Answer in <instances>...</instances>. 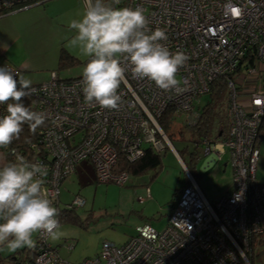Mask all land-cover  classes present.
Segmentation results:
<instances>
[{"label": "built area", "instance_id": "2783aa9c", "mask_svg": "<svg viewBox=\"0 0 264 264\" xmlns=\"http://www.w3.org/2000/svg\"><path fill=\"white\" fill-rule=\"evenodd\" d=\"M42 1L0 0V14ZM119 5L140 7L152 30L166 31L168 39L161 43L188 59L173 90L134 78L129 69L118 89L117 109L85 103L82 76L61 79L52 71L48 80L31 85L33 110L46 115V125L37 132L38 141L19 155L47 166L44 187L57 194V219L61 209L85 203L80 194L63 208L59 201L62 182L80 161L92 163L98 182L124 185L129 174L116 170L119 158L134 161L146 146L158 153L169 146L177 153L160 118L171 109L184 121L196 122L194 103L215 79L225 83L226 136L217 142L203 139L202 150L217 159L227 152L231 190L209 202L183 165L188 183L162 229L144 222L124 243L104 240L95 256L79 262L60 257L47 241L49 235L41 232L31 264H253L264 252V181L256 175L264 120V0H120ZM6 67L18 79L19 70ZM6 107L0 104V116L7 114ZM146 194L150 196L148 188Z\"/></svg>", "mask_w": 264, "mask_h": 264}, {"label": "rangeland", "instance_id": "374dc122", "mask_svg": "<svg viewBox=\"0 0 264 264\" xmlns=\"http://www.w3.org/2000/svg\"><path fill=\"white\" fill-rule=\"evenodd\" d=\"M84 10L83 0H46L0 16V67L17 68L18 78L23 76L30 79L32 84L48 80L52 71L61 79L82 76L89 58L78 48L69 45L70 39L76 35L69 24L74 19L79 20ZM61 50L74 57L75 63L60 67L58 56ZM209 99L208 93L200 95L193 106L195 111H199ZM225 107L224 99L217 101L216 110L219 116L223 114L226 124ZM183 117H174L166 132L177 153L184 147L188 151L194 149L189 142L179 138V130L184 129ZM200 154V159L189 168V172L207 197L219 195L231 180L230 164L223 166L228 162V154L225 151L219 159L215 158L206 167L204 163L209 155H204L201 148ZM159 155L160 166L141 174L130 173L124 185L98 182L90 161L82 160L77 163L75 172L61 184L59 201L62 207L75 194H80L85 203L77 207L75 213L82 224L62 220L59 223L62 235L58 239L47 237L49 244L56 247L57 254L70 262H79L95 256L104 240L115 244L124 243L136 234L135 227L144 222L158 230L162 229L171 202L178 194L175 192L173 195V192L185 183L186 176L177 155L169 146L161 150ZM181 158L186 164L188 157ZM6 163H9L7 151L0 149V166ZM147 188L150 197L140 202L138 198H145ZM36 236L34 234L35 241ZM10 253L13 252L0 246V255ZM262 253L258 252L259 256L255 257L253 264H264Z\"/></svg>", "mask_w": 264, "mask_h": 264}, {"label": "clouds", "instance_id": "9594fccd", "mask_svg": "<svg viewBox=\"0 0 264 264\" xmlns=\"http://www.w3.org/2000/svg\"><path fill=\"white\" fill-rule=\"evenodd\" d=\"M119 4L120 0H85L82 17L69 24L76 32L69 45L89 58L82 72L85 103L104 109L119 107L118 89L129 69L134 78L173 90L180 83L177 73L188 59L183 51L170 52L161 43L168 39L166 31L152 30L140 7L114 6ZM31 84L30 79H17L6 66L0 67V104L7 105V114L0 116V148L19 138L25 123L33 132L45 123L43 112L23 103L34 91ZM47 175L46 165L20 155L0 166V246L10 252L34 248V234L44 232L52 239L62 235L54 206L57 194L44 187Z\"/></svg>", "mask_w": 264, "mask_h": 264}, {"label": "trees", "instance_id": "16d2710c", "mask_svg": "<svg viewBox=\"0 0 264 264\" xmlns=\"http://www.w3.org/2000/svg\"><path fill=\"white\" fill-rule=\"evenodd\" d=\"M42 1L41 3H43ZM11 13V12H4ZM2 15V14H0ZM75 63L74 57L70 56L64 50H61L58 56V64L60 67H67ZM210 96L208 102H206L203 106L199 108V111L194 112L197 113L196 122L188 123L184 122V129L179 130V138L182 141L189 142L194 146L192 151H188L187 147H184L182 150L178 151L180 157H188L186 162V167L189 170L194 164L198 162L200 159V148L202 150L203 139H213V142H217L223 140L226 136V127L225 121L223 119V114L221 116L218 115L216 110L217 101L226 99V89L225 83L222 79H215L212 81L210 85L209 92H207ZM34 99L26 96L23 99V103L26 107H29L33 110ZM34 111V110H33ZM174 115L171 109L167 110L166 113L160 118L159 124L163 131L166 133L170 127V124L174 117L178 116ZM46 125L45 123L38 127L35 132H33L29 125L25 123L23 125V131L20 133L18 139H14L13 142L8 145L6 148L8 161L12 162L15 160V156L19 154H23L30 149V146L33 142L38 141L37 132L39 129H43ZM264 125V120H262L261 127ZM213 135V137H209V135ZM169 138V137H168ZM170 140V138H169ZM187 145V144H185ZM14 149L15 153H11L10 151ZM161 164V156L158 152L154 151L150 146H146L143 149L142 155H140L134 161H127L124 158H119L116 170H126L128 174H141L147 170L155 169ZM188 181L185 180V183L174 190L173 195L179 193L181 188L185 186ZM176 192V193H175ZM150 195V194H149ZM146 197L148 198L147 194ZM150 197V196H149ZM175 200V199H174ZM173 200V201H174ZM144 201V198H143ZM64 206V205H63ZM63 206L61 208H63ZM76 208L70 209H61L59 223L62 220H69L74 223H80L79 217L75 213ZM82 224V222H81ZM53 247V246H52ZM36 253V245L34 248L24 247L16 250L12 254H7L5 256L0 255V264H31L33 262Z\"/></svg>", "mask_w": 264, "mask_h": 264}, {"label": "crops", "instance_id": "0c3cea01", "mask_svg": "<svg viewBox=\"0 0 264 264\" xmlns=\"http://www.w3.org/2000/svg\"><path fill=\"white\" fill-rule=\"evenodd\" d=\"M12 13H13V12H12ZM38 83H40V82H38ZM33 84H37V83H33ZM258 148H259V157H258V162H257L256 175H257V177H258L259 180L264 181V125H262V127H261V129H260V132H259ZM174 150H175V149H174ZM175 152H177V151L175 150ZM175 154L177 155V157H178V159H179V161H180V163H181V165H182V167H183V165H185L184 161L182 160V158L179 156L178 153H175ZM227 157H228V156H227ZM214 161H215V156H214V154H210L209 157L207 158V160H206L205 163H204V165H205L204 167L211 165ZM227 163H228V162L224 163L223 166H226ZM230 178H231V177H230ZM185 180L187 181V179H185ZM194 180H195V179H194ZM195 182H196V181H195ZM196 183H197V182H196ZM197 185H198V183H197ZM198 186H199V185H198ZM231 187H232V183H231V180H230L229 184L225 187V189L223 190V192H222L221 194H219V195L216 194L215 196L213 195V196H211V197H207V196L204 194V192H203V194H204V196L206 197V199H207L209 202L213 203V202H214V201H215L220 195L229 192V191L231 190ZM199 188H200V186H199ZM200 189H201V188H200ZM201 191H202V190H201ZM149 194H150V192H149ZM142 198H143V197H142ZM146 198H147V197H146V195H145V198H144V199H146ZM172 204H173V201L171 202V206H170L169 212H168V214H167V217H168V215H169V213H170V211H171ZM167 217H166V221H167ZM165 223H166V222H165Z\"/></svg>", "mask_w": 264, "mask_h": 264}, {"label": "bare ground", "instance_id": "6f19581e", "mask_svg": "<svg viewBox=\"0 0 264 264\" xmlns=\"http://www.w3.org/2000/svg\"><path fill=\"white\" fill-rule=\"evenodd\" d=\"M38 84V83H37ZM31 85H34V84H31Z\"/></svg>", "mask_w": 264, "mask_h": 264}, {"label": "snow or ice", "instance_id": "6c2138e0", "mask_svg": "<svg viewBox=\"0 0 264 264\" xmlns=\"http://www.w3.org/2000/svg\"><path fill=\"white\" fill-rule=\"evenodd\" d=\"M235 11V10H234Z\"/></svg>", "mask_w": 264, "mask_h": 264}]
</instances>
